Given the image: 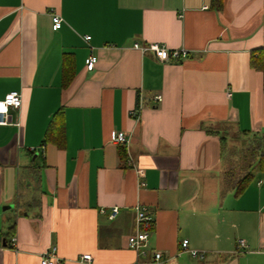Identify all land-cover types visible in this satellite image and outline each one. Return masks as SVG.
Segmentation results:
<instances>
[{"label": "crops", "instance_id": "0c3cea01", "mask_svg": "<svg viewBox=\"0 0 264 264\" xmlns=\"http://www.w3.org/2000/svg\"><path fill=\"white\" fill-rule=\"evenodd\" d=\"M134 42L188 56L161 61ZM90 47L97 61L87 70ZM258 48L264 0L220 9L212 0H0V99L21 94L9 111L19 125H0V264H40L51 247L61 264H264ZM58 110L62 147L44 140ZM116 131L126 146L112 141ZM137 204L152 216L144 255L128 246ZM183 239L203 257L182 250Z\"/></svg>", "mask_w": 264, "mask_h": 264}, {"label": "built area", "instance_id": "2783aa9c", "mask_svg": "<svg viewBox=\"0 0 264 264\" xmlns=\"http://www.w3.org/2000/svg\"><path fill=\"white\" fill-rule=\"evenodd\" d=\"M52 28L58 29L62 24V18L59 14L54 11L51 12ZM85 41L90 40L89 35L84 36ZM133 48L138 49L141 52L152 51L156 57L161 61L179 60L188 56V50L181 48H168L163 44L152 42L143 45L139 42L133 43ZM97 61V56L93 53V48L90 47L89 54L84 60L85 67L87 70H92ZM227 95H230L228 92ZM156 99H161V96H155ZM21 106V94L18 91H11L4 95L0 99V125H19L18 120L12 121L10 118L9 111L11 108L18 109ZM140 108L139 106L133 108L130 114L138 121L139 120ZM112 141L119 145H127L130 142V138L123 131H116L112 133ZM135 207V223L136 230L128 238V246L135 250L138 254L144 255L147 253V242L149 239L150 232L152 231V216L148 213L147 208L141 204H137ZM118 213V207L111 208L109 218H113ZM10 244L13 246L16 244V238L10 239ZM182 250L187 251L192 257L202 258L203 253L189 247L188 239H183L180 242ZM247 247L246 242L243 239H238L236 242V251L240 252ZM82 260L90 261V254H83ZM154 260L159 262L161 260V252H154ZM62 260L56 256L55 247H51L41 257L40 264H61Z\"/></svg>", "mask_w": 264, "mask_h": 264}, {"label": "trees", "instance_id": "16d2710c", "mask_svg": "<svg viewBox=\"0 0 264 264\" xmlns=\"http://www.w3.org/2000/svg\"><path fill=\"white\" fill-rule=\"evenodd\" d=\"M212 5L216 9L221 8V0H212ZM250 65L263 73V87H264V48H258L251 53ZM73 76L72 57L68 53H64L62 57V85L66 86ZM45 142H54L57 146L64 145V118L62 110H58L52 116L44 136ZM124 155V152L121 153ZM257 169L264 172V149L257 160ZM251 172L241 177L236 182V191H242L252 179Z\"/></svg>", "mask_w": 264, "mask_h": 264}, {"label": "rangeland", "instance_id": "374dc122", "mask_svg": "<svg viewBox=\"0 0 264 264\" xmlns=\"http://www.w3.org/2000/svg\"><path fill=\"white\" fill-rule=\"evenodd\" d=\"M243 157V156H242Z\"/></svg>", "mask_w": 264, "mask_h": 264}]
</instances>
